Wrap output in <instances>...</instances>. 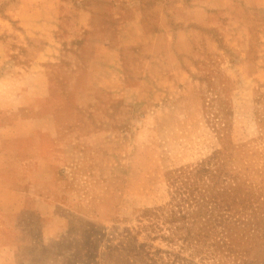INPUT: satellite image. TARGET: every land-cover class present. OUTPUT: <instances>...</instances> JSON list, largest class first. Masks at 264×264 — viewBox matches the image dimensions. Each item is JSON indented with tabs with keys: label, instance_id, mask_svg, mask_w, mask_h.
Wrapping results in <instances>:
<instances>
[{
	"label": "rangeland",
	"instance_id": "374dc122",
	"mask_svg": "<svg viewBox=\"0 0 264 264\" xmlns=\"http://www.w3.org/2000/svg\"><path fill=\"white\" fill-rule=\"evenodd\" d=\"M93 1L88 88L67 94V0H0V111L44 141L43 163L0 171L25 190L0 222L38 205L45 172L61 191L37 264H264V0H159L155 20ZM36 66L50 82L30 99Z\"/></svg>",
	"mask_w": 264,
	"mask_h": 264
},
{
	"label": "crops",
	"instance_id": "0c3cea01",
	"mask_svg": "<svg viewBox=\"0 0 264 264\" xmlns=\"http://www.w3.org/2000/svg\"><path fill=\"white\" fill-rule=\"evenodd\" d=\"M116 11L121 13L131 10H142L140 6H151L148 12H153L154 20L159 17L161 9L157 6H164L159 0H113ZM65 13L62 24L72 25L75 30L65 31L69 41L68 50H63L60 73L63 90L69 94L75 91H84L88 88L91 68V47L93 42V22L98 7L93 0H67V6H61ZM152 18V17H151ZM160 25V23H159ZM158 25V26H159ZM34 71V72H33ZM30 76L31 81L26 79ZM24 93L30 99L39 97L49 87V74L41 67H34L23 71ZM36 99V98H35ZM22 117L21 108L11 107L8 111H0V171L13 173L8 179L22 176L20 171L28 166L40 165L43 163L44 141L42 134L21 133L27 131L28 123ZM35 174V173H33ZM36 179L29 178L27 184L36 185L40 196L36 207L25 209L23 214L14 215L19 219L14 223L0 222V252L10 253L13 256V264H37L34 251H37V239L42 235V228L35 224L38 221L57 220V201L61 191L59 180L48 173L36 174ZM0 179V195L7 189L13 193H24L20 180ZM26 186V185H25ZM53 208V210L50 209ZM5 207L0 206V220L6 219ZM58 221V220H57ZM51 223V222H50ZM45 225V224H44ZM48 231V230H46ZM51 234H53L51 232ZM12 261V259H11ZM2 261L0 264H8Z\"/></svg>",
	"mask_w": 264,
	"mask_h": 264
},
{
	"label": "trees",
	"instance_id": "16d2710c",
	"mask_svg": "<svg viewBox=\"0 0 264 264\" xmlns=\"http://www.w3.org/2000/svg\"><path fill=\"white\" fill-rule=\"evenodd\" d=\"M255 221H256L255 223L257 224V226L260 227V225H261V219L257 218V220H255ZM247 222H248V218L247 217L246 218L243 217L242 220L240 221V225L243 228L244 227L246 228L248 226ZM257 226H255V227H257ZM254 231L255 232L258 231V228H254Z\"/></svg>",
	"mask_w": 264,
	"mask_h": 264
}]
</instances>
